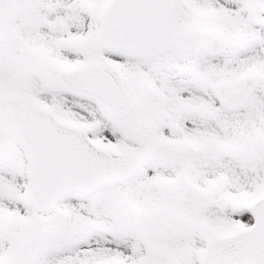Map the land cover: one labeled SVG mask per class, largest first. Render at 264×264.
Listing matches in <instances>:
<instances>
[{
    "label": "snow or ice",
    "instance_id": "6c2138e0",
    "mask_svg": "<svg viewBox=\"0 0 264 264\" xmlns=\"http://www.w3.org/2000/svg\"><path fill=\"white\" fill-rule=\"evenodd\" d=\"M0 264H264V0H0Z\"/></svg>",
    "mask_w": 264,
    "mask_h": 264
}]
</instances>
